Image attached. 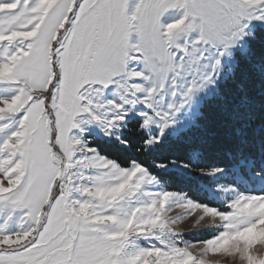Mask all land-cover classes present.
I'll return each instance as SVG.
<instances>
[{"label":"snow or ice","instance_id":"snow-or-ice-1","mask_svg":"<svg viewBox=\"0 0 264 264\" xmlns=\"http://www.w3.org/2000/svg\"><path fill=\"white\" fill-rule=\"evenodd\" d=\"M112 86L119 103L107 98ZM211 86L216 125L264 129V0H0V88L10 93L0 96V264H264V236L240 239L264 224V192L219 210L147 191L157 182L148 167L122 166L83 139L86 124L111 136L142 105L134 130L149 133L144 150L159 146ZM193 216L191 227L209 218L223 231L183 241L180 223ZM149 237L159 243L139 242Z\"/></svg>","mask_w":264,"mask_h":264},{"label":"trees","instance_id":"trees-1","mask_svg":"<svg viewBox=\"0 0 264 264\" xmlns=\"http://www.w3.org/2000/svg\"><path fill=\"white\" fill-rule=\"evenodd\" d=\"M240 63L244 60L237 53ZM231 81L220 83L221 92L230 90ZM259 86H257V106L259 105ZM220 99L216 93L205 99L194 124L179 133L167 134L161 145L144 150L143 131L136 132L137 120L129 123L123 138L131 141L125 146L120 141H100L96 143L100 152L117 160L122 166H129L137 160L157 176L168 191L182 192L194 202L207 204L220 210L228 208L227 201L218 192L210 189L218 186L234 188L244 193L264 192V129L248 123L245 125H216L214 117ZM209 117L213 119L210 120ZM245 145L248 146L247 150ZM140 149V150H138ZM163 164L164 167L159 165ZM219 167L223 174L212 179L201 169ZM211 229L192 240H205L217 234Z\"/></svg>","mask_w":264,"mask_h":264},{"label":"rangeland","instance_id":"rangeland-1","mask_svg":"<svg viewBox=\"0 0 264 264\" xmlns=\"http://www.w3.org/2000/svg\"><path fill=\"white\" fill-rule=\"evenodd\" d=\"M56 0H46V4L48 8H51L54 4H55ZM180 25L179 24H175V25H170V31H175L177 28H179ZM239 52V49H237V53ZM224 68L225 70H227V68L229 66H232L235 64V61L230 59L229 57H225L224 58ZM223 77L220 81V83L223 81ZM134 82H139V81H134ZM216 93V88L214 86L209 87L208 89H205L203 91H200L199 93L196 94V96L193 98V101L185 106V108H183L179 113H177L176 115V123L172 126H170L166 132H165V136L167 134H171L174 136H178L179 133L183 130H186L187 128L191 127L194 122L195 119L197 117V115L200 113V107L203 103V101L211 96H213ZM10 93L8 91H6L4 88H0V96L3 95H9ZM167 94V99L170 102L172 97L170 95V93H166ZM107 98L108 99H116L117 102H121L120 101V96L119 94H117V92L115 91V86H112L108 89L107 91ZM142 105H138L136 107V109L132 110L129 112L125 122L122 123L121 127L117 130H115L113 132V134L111 136L106 135L105 131L103 130L102 126L98 125V124H91V125H85V128L87 129L84 133H83V139L87 142V145L89 148H95L99 154L103 155L100 150H99V146L96 145V143L100 142V141H120L119 139H117V136H122L124 134V131L126 129L129 128V123L133 120H137L139 121L140 118L138 116V111L142 110ZM159 130L155 127H153V129L151 130V134H158ZM146 135H148L149 133L144 132ZM164 136V137H165ZM153 147V146H152ZM88 155H92V153H87ZM84 154L82 153H78L77 154V158H82ZM105 156V155H104ZM110 158V157H109ZM112 159V158H111ZM4 163H7V161H5ZM127 167V166H126ZM74 171H77V169H73ZM99 170L95 169V168H91V169H87L86 170V174L87 175H96L98 173ZM209 174V173H208ZM223 174V171L216 173V174H209L211 176L212 179H216L218 178L220 175ZM154 175V174H152ZM155 176V175H154ZM157 178V182L150 184V185H146V190L147 191H152V192H162V191H168L166 189V187L164 186V184L160 181V179L155 176ZM87 182V181H85ZM172 192V191H169ZM211 193L214 192H218L219 195H217L216 193H214L216 196H220L223 199H225L227 201V206L229 205L230 201L236 198V195L238 193H240L241 191H238L234 188H230V187H224V186H218L215 187V189H210ZM174 193H180L185 195L182 192H174ZM186 196V195H185ZM187 197V196H186ZM188 198V197H187ZM135 198L133 199V204H135ZM220 210V209H219ZM226 210H229L228 208ZM81 215H87V209H81ZM173 215L174 216H186V213H184L181 209L179 208H174L173 211ZM97 221L100 223H104V217H100L98 216ZM195 217H186V219H184L183 221H181L180 226L182 228H184L185 230L182 232L181 234V238L183 241H187L190 243H196L199 241H207L209 239L214 238L216 235H218L221 231H223V227L220 225H212L209 222V218H206L205 221L201 222V226H196V227H191L192 222L194 221ZM211 229H217V234L214 235L211 238L205 239V240H197L194 241L192 240L193 238H198L196 236L200 235L203 232H206L208 230ZM264 236V224L255 226L252 230H250L247 233H244L240 239H244L247 240L249 242ZM143 246H149L150 244H158L159 242L154 238V237H149V238H141V240L139 241ZM225 243H227V241H225ZM219 264H238L237 261L235 260H231V261H223L221 260L219 262ZM253 264H259V262L254 261Z\"/></svg>","mask_w":264,"mask_h":264}]
</instances>
